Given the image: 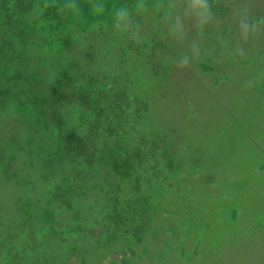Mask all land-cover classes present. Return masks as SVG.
I'll return each instance as SVG.
<instances>
[{
    "label": "rangeland",
    "instance_id": "rangeland-1",
    "mask_svg": "<svg viewBox=\"0 0 264 264\" xmlns=\"http://www.w3.org/2000/svg\"><path fill=\"white\" fill-rule=\"evenodd\" d=\"M9 1L13 9L18 0L0 1L1 18L9 14L13 23L0 24V59L1 65L11 62L18 79L11 80L13 90L0 81V264H159L163 254L167 264H200L206 244L176 242L163 253L166 229L190 232L184 223L196 207L205 208L206 186L212 196L233 200L247 180L251 185L264 180V152L258 157L264 148V24L243 25L246 18L255 20L249 14L257 2L245 10L240 25L231 26L214 7L219 3L223 10L225 2L235 8L237 0H83L85 14L72 0H27V8L34 2L27 12L4 11ZM218 78L238 89L222 96L214 109V136L227 148L221 153L225 165L212 178L206 157L213 152L200 141H216L206 133V111L213 110L206 99ZM155 83L161 85L160 96L176 91L192 99L181 106L170 132H176L179 150L169 153L179 165H170L173 159L161 144H155L163 150L160 164L152 153L138 161V139H128L133 154L110 164L118 175L112 176L124 180L123 189L109 188L119 199L104 202L114 215L97 225L90 210L106 170L96 160L107 154H97L94 165L85 163L87 155L76 141L90 134L95 113L106 119V134L115 119L132 121L139 97ZM85 91L96 93L92 103ZM127 94L134 96L131 101ZM69 95L78 103L62 131L65 124L58 119L66 109H52ZM20 98L30 103L19 107ZM74 124L79 133L70 139ZM123 172L131 175L119 177ZM192 190L204 191V197ZM190 191L192 198L182 202Z\"/></svg>",
    "mask_w": 264,
    "mask_h": 264
},
{
    "label": "trees",
    "instance_id": "trees-1",
    "mask_svg": "<svg viewBox=\"0 0 264 264\" xmlns=\"http://www.w3.org/2000/svg\"><path fill=\"white\" fill-rule=\"evenodd\" d=\"M72 1H75V3L80 6L81 12L85 14V2L83 0ZM251 1L252 3H250V0H237L239 6L235 8L232 5L225 4L224 2L225 6L223 7V10L218 7V5L220 4L217 3L218 5L214 7V13L217 15H222L223 19L226 22H229L231 26L240 25L242 19L244 18V16H246V14L244 15L245 10H249L250 6L254 4L253 1H255L257 2V4H254L256 10L251 11L249 14L255 20L248 21L246 18V20L243 21V25L254 24L256 22L257 24H259V22H262L264 24L263 1ZM11 2L12 1H9L7 3L4 11L12 10L17 12L15 10L17 8L24 10L23 12H27L31 9L30 7L34 5L33 2V4L29 6V8H27V0H18L15 4L16 7L12 9L9 7V3ZM260 6L263 7V12L261 11ZM4 13L5 12H0V24H2L4 27L13 26V23L8 21L9 14L5 16L4 19L1 18L3 17L2 15ZM3 50V48H0V56ZM8 55L9 54L5 56L8 57ZM10 63L11 62L7 60L3 65H1L0 59V81L4 79V82H7L10 89L13 90L11 80H15V82H17L16 80L18 78L16 79L15 76V67H12L11 69L9 66ZM2 71L3 73H1ZM157 72H159V70ZM135 81L139 83L140 79L137 78ZM216 81V89L212 91V93L208 96V99H206V106L213 109L210 112L206 111V120H208V122L206 123V133L208 132L213 136L218 133V131L214 129V123L215 121H217V113L214 111V109L216 106H218V102L220 101L219 99H221L222 96H228V94H232L231 96H233L235 94L234 91L238 89L237 87H235V85H233V82L223 83L224 80L220 81L219 78L216 79ZM160 82L166 83V81ZM237 82L239 83V85H241L239 81ZM75 83L76 82H74V84ZM150 84L151 80H149L147 86L149 87ZM159 86L161 85L156 83L153 84L151 86V88L153 87V91L145 92V98L143 96L139 97V110L135 111L133 116H131L132 113L129 115V117H132L131 120L133 122L130 121L129 118L127 120L123 115L127 122L124 121L122 117L119 118V122L118 119H115L113 124H107L108 134H106V130L103 129V127L106 126V119H102L101 113L98 112L95 113V116H98V119L95 120V124L91 125L93 129L91 130L90 134H88L87 132L85 133V135H83L84 138L82 139V141L80 140V138H78V140L76 141L77 143L82 145V150H84V154L87 155V160L85 161V163L94 165V159L98 155L107 154L106 158L97 157L96 160L97 166L100 167V170H106L101 174H105L103 180L104 183L98 186L99 191L97 194L101 195L94 198L95 206L92 210H90L92 214L91 218H93V221H96L97 225L100 224V221L114 215V211H109L107 206H104V202L111 200L113 199V196H116V192H114V190L109 192V188L112 186L113 188L115 187V190L118 191L120 189H123L120 184H122L124 180L123 178H117L118 175L115 174L116 168H111L110 164L112 163L114 165L117 159L125 161L128 154H133V151L129 148L128 143L130 141H128V139L133 138V143H136L134 141L138 139L137 142L138 144H140L139 146H143V148L141 149L139 146L136 147L137 151L134 153V156L138 161H142L143 157L148 156V153L153 154L151 156L152 159H157L158 157L161 158V156H163V150H165V154L168 156V160L171 158L173 159V162L171 160L170 165H179L177 163V160L174 159L173 156L169 153L172 148H174L176 151L179 150V146L174 143L176 132H173L174 135L170 132L174 127L172 123H174V119L176 118L179 109L182 105H184V103L192 104V99H189L185 94H180L176 91H172V93L163 92L160 96V93H158L157 91L160 89ZM169 89L172 88L170 87ZM5 92L7 93V90ZM72 94H74V91L71 93V95ZM83 94H87L86 97L88 98H93V100H89V103H92L96 99V93H94L93 91H85L83 92ZM71 95L67 97L64 96L62 97V99H59V107H63V109L57 106L52 109L57 113L66 109V115L60 116V118L58 119L59 125H61L62 123L65 124V126L61 127L62 131H64L63 129L67 127L66 123L68 125L71 123V119H69V117H65L67 116L68 112H70L69 110L72 107V104L78 103V100H73V97ZM68 97H70V100ZM132 97L134 96L129 94L125 95L127 101H131ZM53 101L54 100H51L50 102ZM16 103H18L16 105L22 107L27 106V104L30 102L29 99L20 98L16 100ZM255 114L256 116H258L259 110H257ZM234 116L235 110L233 108L229 118L231 119ZM112 125L115 127H119L120 129L114 128ZM226 128H230L229 123L226 124ZM78 129L79 126H76L75 124L73 126H70L68 137L72 139V137L76 136L79 133ZM70 133H72V135H70ZM182 137L185 138L184 136ZM214 138L216 139L214 144L209 141H200V143L206 144V148L213 152L212 155H208L206 157V166L210 167V169L207 171V175L212 178L217 177V174L213 171L225 165L223 163L221 153L227 148V144L223 143L225 141H221L222 138H220L219 135L214 136ZM155 144H161L163 150L158 149ZM149 145H151V147H154L155 145L156 148L150 149L148 148ZM189 148H193V146L190 145L188 146V149ZM145 150L148 151L145 152ZM158 152L159 154H157ZM262 152H264V148H262V150L258 153V157ZM109 157H111V160H109ZM102 158L104 159L103 162H101ZM226 160L229 163L234 162L233 157H226ZM247 160L253 161V159ZM261 160L264 161V158H262ZM156 162L160 164V161L158 159ZM152 168H156V166H153ZM125 171H128V169L126 168ZM112 173L117 176H112ZM130 175L131 173L124 175L123 172V174L119 177H129ZM248 178L249 177H246L245 180H247ZM137 181L138 180H136V182ZM247 181L238 191V196H235L236 193H234L235 197L233 196V200L230 197L223 196L222 199H219L218 197L212 196L210 191H208V187L206 186L205 208L199 211V209H197L196 207L195 211L187 215V217L189 218L186 220V223H184V225L187 227L186 229H190V232H183V234H179L175 233L171 229H166L165 235L167 236V238L162 239L163 253H165V251H169V249H171V246L176 242H190V244L194 246H201L202 244H206V254L202 257L200 264H264V180H262L257 185H251L249 183V180ZM192 191L194 193L198 192L199 195L203 196L202 192L204 191ZM193 192L190 191L187 197L185 196V198H180L182 202L191 199ZM211 196L215 201H212ZM88 197L91 198V195L88 194ZM176 198H178V195L176 196ZM116 199L119 198L116 196L114 198V201H116ZM144 199L145 198H143L142 200ZM73 200L75 201L76 197L73 196ZM200 202L202 201L200 200ZM64 209L66 210V213L70 210L69 206L64 207ZM83 211H85V208L80 205L78 207V213L83 215ZM143 215L144 218L146 217L145 219H148V217H150V215H148L146 212H144ZM102 216L103 218L100 219L99 217ZM150 219L152 218L150 217ZM157 219H155V222L159 223L160 221H156ZM160 226L162 227V229H165L164 226ZM157 233L160 234L159 229ZM205 233L206 236H204ZM164 256L165 254L160 257L161 262L159 264H167L166 258H164Z\"/></svg>",
    "mask_w": 264,
    "mask_h": 264
}]
</instances>
